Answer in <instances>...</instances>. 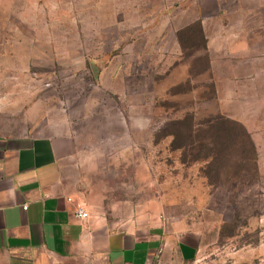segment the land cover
Instances as JSON below:
<instances>
[{
    "label": "rangeland",
    "instance_id": "374dc122",
    "mask_svg": "<svg viewBox=\"0 0 264 264\" xmlns=\"http://www.w3.org/2000/svg\"><path fill=\"white\" fill-rule=\"evenodd\" d=\"M259 1L0 0V132L70 133L82 201L154 200L199 235L192 264H264ZM217 114L255 152L210 171L184 130Z\"/></svg>",
    "mask_w": 264,
    "mask_h": 264
},
{
    "label": "crops",
    "instance_id": "0c3cea01",
    "mask_svg": "<svg viewBox=\"0 0 264 264\" xmlns=\"http://www.w3.org/2000/svg\"><path fill=\"white\" fill-rule=\"evenodd\" d=\"M251 11L254 33L264 32V0ZM77 157L68 132H0V264L193 263L199 235L154 200L82 201Z\"/></svg>",
    "mask_w": 264,
    "mask_h": 264
},
{
    "label": "trees",
    "instance_id": "16d2710c",
    "mask_svg": "<svg viewBox=\"0 0 264 264\" xmlns=\"http://www.w3.org/2000/svg\"><path fill=\"white\" fill-rule=\"evenodd\" d=\"M202 35L203 30L200 22L192 24ZM192 25L186 26L190 28ZM203 129L187 125L185 138L189 143L196 142L198 151H204V157L208 158L210 171L215 165L228 164L233 148L238 145V151L242 158L247 157L248 152H255L254 143L246 128L237 120L223 114H217L207 118ZM174 133V137H175ZM238 142V143H237ZM198 157L199 154H196ZM241 161L236 162V170L239 169ZM219 168V166H218Z\"/></svg>",
    "mask_w": 264,
    "mask_h": 264
},
{
    "label": "built area",
    "instance_id": "2783aa9c",
    "mask_svg": "<svg viewBox=\"0 0 264 264\" xmlns=\"http://www.w3.org/2000/svg\"><path fill=\"white\" fill-rule=\"evenodd\" d=\"M26 204L22 205V208H26ZM76 214L82 218H87L88 216V211L85 208V204L84 203H79L76 206Z\"/></svg>",
    "mask_w": 264,
    "mask_h": 264
}]
</instances>
